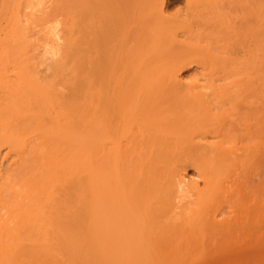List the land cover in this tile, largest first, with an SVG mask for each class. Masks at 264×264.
I'll use <instances>...</instances> for the list:
<instances>
[{"label":"bare ground","instance_id":"6f19581e","mask_svg":"<svg viewBox=\"0 0 264 264\" xmlns=\"http://www.w3.org/2000/svg\"><path fill=\"white\" fill-rule=\"evenodd\" d=\"M13 1L0 14L69 10L95 63L83 86L0 64V264H57L43 261L53 238L81 220L99 264L117 248V264H264V0H224L244 13L208 6L179 30L175 0ZM238 25L245 61L217 74L210 38ZM192 64L201 76L183 80Z\"/></svg>","mask_w":264,"mask_h":264},{"label":"rangeland","instance_id":"374dc122","mask_svg":"<svg viewBox=\"0 0 264 264\" xmlns=\"http://www.w3.org/2000/svg\"><path fill=\"white\" fill-rule=\"evenodd\" d=\"M14 1L13 4L11 3L12 6L14 5ZM18 1H16L17 4ZM48 1L51 2L52 0H47V2ZM175 1V4L172 2L168 6L169 8L167 7L166 9V15L170 20V25L173 30H179L181 28L182 19L183 21L190 20L196 13L200 12L202 9H204L205 11L209 10L208 6L226 13V15H230L231 12L232 15L233 12H235L237 16H239V13L240 15L244 13V10H242L243 5H240V3L238 2H225L224 0L214 2H209L207 0ZM6 3L8 4V2ZM6 3L3 4L4 7ZM63 9L62 11L60 9L54 11V13H58V16L56 15L57 13L54 14L57 17H54L53 15L54 18L52 17L53 13L49 14V12V15H45L42 12H37L35 13V15L29 17H24L20 12L19 15L18 13L17 15H11V12H9V10H5V12L8 11L6 12L8 14H0V38H14V35L17 33V31L25 29V34L22 35L21 38H25V40L27 41V44L12 45L14 47L0 44V64L30 66L32 67L31 69L33 70L34 74L37 77H41V80H43L42 84L50 81V79H52L55 75L66 76L67 74H69L68 77L73 76L70 70L74 73V76L80 86H83V83L85 82L90 84L92 73L94 72H92V65L93 63H95L93 62L95 58L92 57V55H94L92 54V48L88 44H82L78 46H73L72 44V40H75L78 36L82 41L88 40V35L81 29L79 32L76 24L72 25L73 27L70 26L73 18L70 21V11ZM15 10H13L12 12H14ZM42 10L44 12V9ZM16 12H18V10H16ZM21 12L23 13V11ZM45 13H47V11ZM191 21L192 20H190V22ZM238 26L241 27L239 28L241 30L237 29ZM238 26L236 30L231 33L232 35L228 36L226 32V35H224L225 33H216L217 35L210 38V55L207 56L205 63L207 65V68L216 71L217 74H221L222 69L232 63H234L236 67L240 68L239 66L241 65L238 64L245 61V51L242 50V48L244 47V41L246 40V38L244 37L245 33L243 34L245 30L243 28L245 27L243 26L242 28L241 25ZM51 32L55 34V36L50 34ZM192 42L193 41L191 40L190 43ZM199 68V66L192 64L180 74V77L186 81L189 79H194L195 77H197V75H199L200 77L201 73ZM103 69L104 68L100 66L97 71L98 74L102 75L104 72ZM191 174V171L188 172V176H190ZM68 225L73 237L53 238L52 244H54V257L52 259L43 257V261L45 260L47 263L50 261H56L57 264L101 263L99 261L98 252L95 248H91L93 242L92 238H87L88 233L85 221L81 220L76 224L72 225V223H70ZM108 246L111 247L112 245ZM119 249H113L114 254L111 255L112 252H110V255L114 258L115 253L118 252L116 250ZM109 251H112V247L111 250L109 248V250L106 251V256H108ZM120 252H122L121 249ZM120 252L118 258H116V256L118 255L115 256L118 261L115 260V258L114 260H112L113 258L108 256L109 260L111 262H114L115 264H117V262L120 263V260L122 259L121 255L124 254L123 252L122 254ZM139 255L140 256H138V264H154V259H152L154 257H152L151 255L150 257L143 256L141 255V253ZM106 260L107 259H105L104 263H106ZM188 261L190 262V264H205L204 262H207L209 260H204L203 258H190ZM107 262L109 261L107 260Z\"/></svg>","mask_w":264,"mask_h":264}]
</instances>
